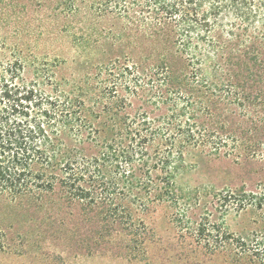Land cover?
I'll return each instance as SVG.
<instances>
[{
    "label": "trees",
    "instance_id": "trees-1",
    "mask_svg": "<svg viewBox=\"0 0 264 264\" xmlns=\"http://www.w3.org/2000/svg\"><path fill=\"white\" fill-rule=\"evenodd\" d=\"M52 1L56 16L111 20L97 32L111 44L74 82L35 65L27 78L0 46V197L41 209L55 196L142 245L144 216L189 198L177 186L188 154L264 162V0ZM189 230L211 254L264 264L263 242L213 218Z\"/></svg>",
    "mask_w": 264,
    "mask_h": 264
},
{
    "label": "rangeland",
    "instance_id": "rangeland-1",
    "mask_svg": "<svg viewBox=\"0 0 264 264\" xmlns=\"http://www.w3.org/2000/svg\"><path fill=\"white\" fill-rule=\"evenodd\" d=\"M111 26V20L56 16L52 0H0L2 53L20 58L27 78L35 65L52 70L56 80L83 79L105 58L98 50L111 40L99 38L97 32ZM186 162L177 186L189 198L180 199L176 207L161 204L148 212L146 228L140 231L142 245L129 246L124 232L89 225L87 216L65 208L55 196L41 209L28 199L0 197V264H249L229 250L209 253L194 241L189 228L213 218L234 236L245 237V243H264V205L237 209V199H227L222 206L217 196L252 193L264 204V196H259L264 191V162L236 163L197 153L188 154Z\"/></svg>",
    "mask_w": 264,
    "mask_h": 264
}]
</instances>
